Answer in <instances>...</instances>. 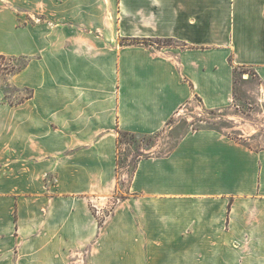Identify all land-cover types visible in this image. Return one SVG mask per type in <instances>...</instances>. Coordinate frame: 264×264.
I'll return each instance as SVG.
<instances>
[{"label":"crops","instance_id":"0c3cea01","mask_svg":"<svg viewBox=\"0 0 264 264\" xmlns=\"http://www.w3.org/2000/svg\"><path fill=\"white\" fill-rule=\"evenodd\" d=\"M148 40L134 43L132 40ZM156 40H173L166 45ZM0 264H264V147L214 128L137 160L116 213L120 132L264 90V0H0Z\"/></svg>","mask_w":264,"mask_h":264},{"label":"rangeland","instance_id":"374dc122","mask_svg":"<svg viewBox=\"0 0 264 264\" xmlns=\"http://www.w3.org/2000/svg\"><path fill=\"white\" fill-rule=\"evenodd\" d=\"M153 44H169L156 40ZM25 64L23 59L0 57V87L7 99L17 102L18 90L6 80ZM235 101L222 110H208L199 100L183 107L168 122L167 126L153 135H121L118 167V185L107 200L92 204V212L100 226L116 213L123 199L128 196L126 189L133 175L137 160L152 155H165L174 149L181 137L201 128H214L234 138L242 139L250 146L264 147V90L260 87L254 71L241 68L236 72Z\"/></svg>","mask_w":264,"mask_h":264},{"label":"trees","instance_id":"16d2710c","mask_svg":"<svg viewBox=\"0 0 264 264\" xmlns=\"http://www.w3.org/2000/svg\"><path fill=\"white\" fill-rule=\"evenodd\" d=\"M164 41H166V42H168L169 44H171V43H173V40H164ZM132 42H134V43H145V44H147L148 43V40H140V39H134V40H132ZM1 58H5V56H0ZM25 65L26 64H24L19 70H21L22 68H24L25 67ZM121 135H131V136H133V137H135V136H137L138 134H134V133H130V132H120V136H119V145H120V137H121ZM119 160H118V167H119Z\"/></svg>","mask_w":264,"mask_h":264}]
</instances>
